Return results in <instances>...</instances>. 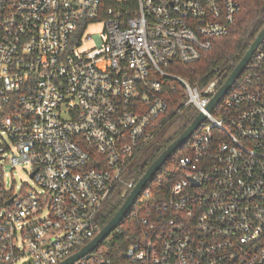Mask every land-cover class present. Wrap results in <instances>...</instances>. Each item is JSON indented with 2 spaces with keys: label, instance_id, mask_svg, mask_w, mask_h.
<instances>
[{
  "label": "built area",
  "instance_id": "1",
  "mask_svg": "<svg viewBox=\"0 0 264 264\" xmlns=\"http://www.w3.org/2000/svg\"><path fill=\"white\" fill-rule=\"evenodd\" d=\"M103 1L0 0V264H59L102 230L174 82L206 118L169 197L119 254L102 243L72 264H264V41L211 111L219 78L173 72L228 34L242 0ZM25 163L37 187L16 191L5 166Z\"/></svg>",
  "mask_w": 264,
  "mask_h": 264
},
{
  "label": "trees",
  "instance_id": "2",
  "mask_svg": "<svg viewBox=\"0 0 264 264\" xmlns=\"http://www.w3.org/2000/svg\"><path fill=\"white\" fill-rule=\"evenodd\" d=\"M104 9L123 8L118 0H104ZM133 9L136 0L130 1ZM264 27V0H242L241 8L228 34L215 37L213 46L196 62L175 63L173 72L187 79L192 85L203 88L211 79L218 77L223 84L235 66L250 47L260 30ZM175 89L169 92L168 110L159 119L153 130L152 139L129 159L127 178L136 181L146 169L194 120L198 111L190 104L184 103V90L177 82ZM191 137L182 147L164 163L153 176L134 205L120 224L121 230L112 232L103 242V247L112 255L119 254L141 232V220L147 211L156 209L170 195V187L179 174L177 162L180 157L191 152ZM129 190L123 184L113 189L101 210L100 222L103 227L118 211L125 201Z\"/></svg>",
  "mask_w": 264,
  "mask_h": 264
},
{
  "label": "water",
  "instance_id": "3",
  "mask_svg": "<svg viewBox=\"0 0 264 264\" xmlns=\"http://www.w3.org/2000/svg\"><path fill=\"white\" fill-rule=\"evenodd\" d=\"M264 41V27L257 34L255 39L250 44V47L245 52L243 57L240 59L238 64L235 66L231 74L228 76L226 81L217 90L214 96L211 98L207 110L211 111L214 106L224 97V95L230 90L234 82L239 78L241 73L244 71L246 66L249 64L251 57L259 45ZM206 116L203 112H199L194 120L187 126V128L173 140L162 153L153 161V163L146 169L144 174L137 181L132 191L126 197L123 204L120 206L118 211L109 220V222L102 228V230L83 248L78 252L74 253L59 264H72L75 260L81 258L85 254L96 249L104 240L112 233V231L119 226L124 217L129 212L131 207L134 205L136 199L141 194L147 183L152 180L153 176L161 169L164 163L177 151L178 148L182 147L197 131L201 123L205 120Z\"/></svg>",
  "mask_w": 264,
  "mask_h": 264
},
{
  "label": "rangeland",
  "instance_id": "4",
  "mask_svg": "<svg viewBox=\"0 0 264 264\" xmlns=\"http://www.w3.org/2000/svg\"><path fill=\"white\" fill-rule=\"evenodd\" d=\"M103 29V24L102 23H94L89 26L87 29L85 36L88 34H93V33H100ZM94 45V39L91 36L90 38L85 37L84 44L82 46L83 49L85 48H90ZM0 135L6 137L4 134L1 133ZM1 140V136H0ZM31 165L29 163H25L21 166H17L13 171L10 170L9 166H5V178L7 180L8 185L13 182L15 185V190H19V188L24 184L28 183L29 185L33 187H37L35 179L31 177Z\"/></svg>",
  "mask_w": 264,
  "mask_h": 264
}]
</instances>
